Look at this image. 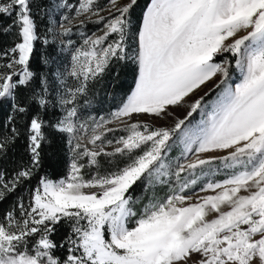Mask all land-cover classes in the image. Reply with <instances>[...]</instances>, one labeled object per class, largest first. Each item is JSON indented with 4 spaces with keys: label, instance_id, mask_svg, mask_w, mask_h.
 Listing matches in <instances>:
<instances>
[{
    "label": "rangeland",
    "instance_id": "rangeland-1",
    "mask_svg": "<svg viewBox=\"0 0 264 264\" xmlns=\"http://www.w3.org/2000/svg\"><path fill=\"white\" fill-rule=\"evenodd\" d=\"M27 1L14 2L22 40L0 96L32 50ZM134 2L72 0L66 20L56 9L57 36L99 21L80 49L64 41L67 75H96L109 54L135 58L138 71L107 113L94 112V99L81 113L63 100L71 165L35 192L26 228L84 215L78 256L66 264H264V0H152L132 55ZM31 130L35 152L36 121ZM19 236L0 227V264H58L46 239L26 252Z\"/></svg>",
    "mask_w": 264,
    "mask_h": 264
},
{
    "label": "trees",
    "instance_id": "trees-1",
    "mask_svg": "<svg viewBox=\"0 0 264 264\" xmlns=\"http://www.w3.org/2000/svg\"><path fill=\"white\" fill-rule=\"evenodd\" d=\"M16 0H0V74H12L7 68L11 57L18 58L21 22ZM72 0H28L27 11L34 25V41L24 72L14 76L13 87L0 96V227L20 235V250L31 252L42 239L50 245V254L58 264L73 256L86 228L84 215H63L26 228L25 217L33 209L35 192L45 181H59L68 174L73 153L69 134L61 129L64 109L70 101L79 113L87 101L94 99L95 113H107L114 101H123L131 92L137 76L135 58L110 57L102 71L88 74L80 82L78 71L67 75L70 47L80 49L88 36L99 29L98 20H80L57 36L59 7L69 18L74 11ZM77 1V0H76ZM101 1L102 7L108 0ZM152 0H135L126 18L130 24V49L136 51L135 36ZM61 4V5H60ZM228 54L224 58H228ZM236 62L230 58V67ZM20 68V67H19ZM231 72V69H229ZM72 85H71V84ZM78 85L81 87H78ZM78 88L80 90L78 91ZM70 90H75L70 93ZM39 125L40 135L35 152L32 123ZM144 179L130 189L139 193ZM84 226V227H83Z\"/></svg>",
    "mask_w": 264,
    "mask_h": 264
}]
</instances>
